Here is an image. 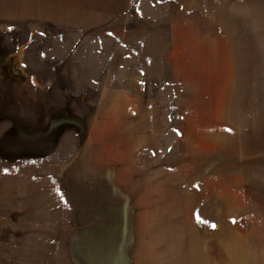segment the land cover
I'll return each mask as SVG.
<instances>
[{"label":"rangeland","instance_id":"1","mask_svg":"<svg viewBox=\"0 0 264 264\" xmlns=\"http://www.w3.org/2000/svg\"><path fill=\"white\" fill-rule=\"evenodd\" d=\"M3 1L0 205L49 193L71 224L57 245H18L20 215L5 214L0 264H104L119 247L142 263L165 236L159 249L182 245L193 261L264 264V0H230V30L179 38L167 36L175 0H152L129 54ZM28 94L37 111L15 106Z\"/></svg>","mask_w":264,"mask_h":264},{"label":"crops","instance_id":"2","mask_svg":"<svg viewBox=\"0 0 264 264\" xmlns=\"http://www.w3.org/2000/svg\"><path fill=\"white\" fill-rule=\"evenodd\" d=\"M5 1L11 3L10 0ZM4 3L3 0H0V6ZM14 3L18 5L27 3V6L32 9L31 16L35 20L70 23L75 28L79 27L83 31L82 35L87 36L89 32L95 31L99 36L107 37L111 41H113L112 39L121 40L122 45L125 46L124 53L127 54L130 53V49L131 53H137L134 46L137 22L144 27L143 30H151L150 15L154 7L152 0H31V2L30 0L28 2L16 0ZM175 4L177 5L174 10L175 14H171L172 16L166 22L170 24L167 36L179 38L191 37V34H194L201 37L199 31H205V29L213 31L231 29L227 27L232 14L230 0H175ZM134 6H137V9L133 11ZM13 13L19 15L23 12L15 10ZM162 27L164 29V23ZM150 36L148 35V37ZM215 36L225 37L218 33ZM101 96L100 101H104L105 94ZM39 97L40 94H28L21 99H16L15 106L19 104L23 109L32 106L37 111ZM1 133L2 131H0ZM17 168L19 167L8 164L4 166V171L13 173ZM34 170L38 171V167ZM14 183L12 176V182L7 188L14 189ZM54 186L55 180L53 188ZM24 197L27 198V203L16 205L15 196L5 194L0 205V215H2L0 221L11 220L5 214L19 213L20 215L16 219L17 229H15L17 230V239L20 241H17L16 244L29 246L59 244V241H56L59 238H56L55 230L63 229L62 226L66 221L71 224V207L56 206L53 196L50 197L49 193L45 192H37L32 197L27 194ZM165 239L167 240V236L157 237L154 240V245L157 248L150 249L145 254L140 253L142 263H136L130 259L132 264H212L205 255L193 261V255L190 252L185 253L182 245L175 244L177 246L175 248L159 249V246L168 245ZM142 240L144 242L146 239L142 237ZM1 249H8V246H3ZM117 250L118 253L106 255L103 258V263L125 264L127 259L121 255L122 249L119 247ZM45 252L49 253V249H45Z\"/></svg>","mask_w":264,"mask_h":264},{"label":"built area","instance_id":"3","mask_svg":"<svg viewBox=\"0 0 264 264\" xmlns=\"http://www.w3.org/2000/svg\"><path fill=\"white\" fill-rule=\"evenodd\" d=\"M14 72L16 73L17 72V69H15Z\"/></svg>","mask_w":264,"mask_h":264},{"label":"snow or ice","instance_id":"4","mask_svg":"<svg viewBox=\"0 0 264 264\" xmlns=\"http://www.w3.org/2000/svg\"><path fill=\"white\" fill-rule=\"evenodd\" d=\"M213 227H214V225H213Z\"/></svg>","mask_w":264,"mask_h":264},{"label":"trees","instance_id":"5","mask_svg":"<svg viewBox=\"0 0 264 264\" xmlns=\"http://www.w3.org/2000/svg\"><path fill=\"white\" fill-rule=\"evenodd\" d=\"M137 1H139V0H137Z\"/></svg>","mask_w":264,"mask_h":264}]
</instances>
